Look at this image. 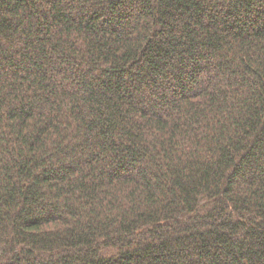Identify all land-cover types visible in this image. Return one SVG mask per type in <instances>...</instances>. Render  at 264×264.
Returning <instances> with one entry per match:
<instances>
[{"label":"trees","instance_id":"obj_1","mask_svg":"<svg viewBox=\"0 0 264 264\" xmlns=\"http://www.w3.org/2000/svg\"><path fill=\"white\" fill-rule=\"evenodd\" d=\"M0 264H264V0H0Z\"/></svg>","mask_w":264,"mask_h":264}]
</instances>
